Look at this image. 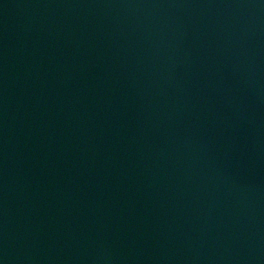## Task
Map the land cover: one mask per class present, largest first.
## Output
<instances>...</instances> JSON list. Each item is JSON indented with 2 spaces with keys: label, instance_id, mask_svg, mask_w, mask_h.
Returning a JSON list of instances; mask_svg holds the SVG:
<instances>
[{
  "label": "water",
  "instance_id": "water-1",
  "mask_svg": "<svg viewBox=\"0 0 264 264\" xmlns=\"http://www.w3.org/2000/svg\"><path fill=\"white\" fill-rule=\"evenodd\" d=\"M0 264H264V0H0Z\"/></svg>",
  "mask_w": 264,
  "mask_h": 264
}]
</instances>
